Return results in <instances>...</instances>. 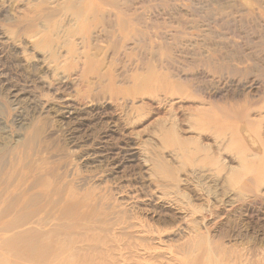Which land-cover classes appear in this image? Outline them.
Wrapping results in <instances>:
<instances>
[{
  "label": "rangeland",
  "instance_id": "rangeland-1",
  "mask_svg": "<svg viewBox=\"0 0 264 264\" xmlns=\"http://www.w3.org/2000/svg\"><path fill=\"white\" fill-rule=\"evenodd\" d=\"M71 2L0 0L6 195L73 200L112 264H264V0Z\"/></svg>",
  "mask_w": 264,
  "mask_h": 264
},
{
  "label": "bare ground",
  "instance_id": "bare-ground-1",
  "mask_svg": "<svg viewBox=\"0 0 264 264\" xmlns=\"http://www.w3.org/2000/svg\"><path fill=\"white\" fill-rule=\"evenodd\" d=\"M68 1L70 2V0ZM73 1L75 0H72L71 4ZM77 4H79V1ZM74 9L75 11L78 10H76V8ZM75 11L73 13H75ZM253 85L254 84L250 86L251 89ZM224 109L229 110V108ZM240 111H242L240 118H236L239 122L243 121L248 127L258 124V121L250 119L249 110L244 109ZM234 113L238 114L237 111ZM197 114L200 118L205 116V113L201 111H197ZM238 121H236V123ZM163 139L170 140L179 149H181L183 147L182 144L185 143L177 137L176 132L173 130L163 132ZM257 142L260 146L263 143L262 140ZM195 149L198 153L203 154L206 152L205 146H199ZM177 153L173 155L176 156ZM250 156L251 154H248V156L246 155V157L241 160L243 166H249V163L257 160L255 155L253 158ZM4 177L3 173L0 172V264H105L103 261H106V264H112L108 260L110 257L109 259L112 261L111 254H108L109 257L105 258L107 255L102 248L101 240H105L106 237L103 238L97 234V237L92 236L94 226L92 227L89 222H87L89 225L86 224V222L79 223L78 219L71 220L72 222L70 221V223L63 222L65 219H68L64 213L67 214L69 206L74 203L71 202L73 200L69 199L68 206V200L61 205L60 199L58 201L53 198H48L46 194H43L45 197H40L41 199L38 197L34 198L35 196H25L26 193L23 195L21 194L22 196H19V198H15L10 194V196H8L6 193L9 192L5 191V189L11 187L9 184L8 187H4L6 185V179L4 180ZM39 199L40 201H38ZM54 207L57 208V210ZM55 211H57L58 217L53 214ZM80 225L82 227H80ZM98 230L99 232L104 231L102 228ZM88 239L95 240L94 242L96 244H86ZM98 241L100 244H98ZM83 242H85L84 245ZM207 243L209 244L210 242L207 241ZM210 246L211 245H206L203 241H192L193 258L186 262V264H229L226 259V262L223 261L224 258L220 255L218 256L222 258V262L218 263L215 256L212 254L213 252L208 249ZM83 247H88L89 250L93 249L94 255L97 251L98 263H95V260H83V255L88 252V250ZM90 257H92V254Z\"/></svg>",
  "mask_w": 264,
  "mask_h": 264
}]
</instances>
